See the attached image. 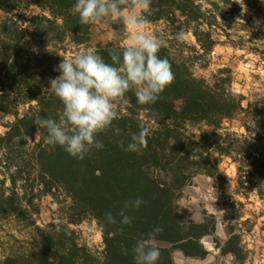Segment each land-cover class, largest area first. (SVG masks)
<instances>
[{
  "label": "trees",
  "instance_id": "obj_1",
  "mask_svg": "<svg viewBox=\"0 0 264 264\" xmlns=\"http://www.w3.org/2000/svg\"><path fill=\"white\" fill-rule=\"evenodd\" d=\"M75 2L0 0V120L11 118L6 131L0 132V219H33L40 213L37 200L42 196L52 197L59 205L62 219L52 230L38 228L36 253L0 256V264H54L57 260L135 264L132 245L157 225L163 228L157 237L162 251L158 264H175L173 248L190 258H206L209 251L203 239L216 234V221L208 217L195 221L180 210L179 200L198 175L224 177L222 158H230L237 166L239 188L252 185L264 198V93L249 100L236 92L230 67L210 78L198 75L197 70L210 67L209 57L222 44L247 49L264 61V43L258 42L261 36L254 37L256 46L249 49L246 36L232 32L237 27V34L245 30L243 21L256 15L264 25V16L258 12L260 2L152 0L148 18L150 24L164 25L156 33L164 41L159 55L170 60L174 81L154 104H138L134 93H128L129 103L120 106V118L98 136L104 148L94 149L83 160L47 144L46 130L39 129L37 136L34 124L36 117L58 118L63 105L48 89L49 78L60 74L54 68L63 57L76 55L73 48L91 41L95 24L81 25L72 11ZM245 5L253 15L244 11ZM31 9L36 12L29 14ZM106 19H111L115 29L123 27L119 19ZM181 31L185 39L178 41L176 34ZM190 34L195 44L186 39ZM111 48L123 47L96 51L111 62ZM70 52L74 55L69 56ZM141 122L150 128L147 147L122 151L120 143L127 145ZM236 122L239 128L234 127ZM202 126L214 132L198 135L194 128ZM138 196L146 203L138 210H125L134 219L131 226L121 225L124 202ZM106 213L117 223H109ZM87 219L96 220L102 228L105 248L98 262L70 229ZM120 227L123 232L118 231ZM224 252L238 254L234 247Z\"/></svg>",
  "mask_w": 264,
  "mask_h": 264
},
{
  "label": "clouds",
  "instance_id": "obj_2",
  "mask_svg": "<svg viewBox=\"0 0 264 264\" xmlns=\"http://www.w3.org/2000/svg\"><path fill=\"white\" fill-rule=\"evenodd\" d=\"M151 5L152 0H76L72 11L78 14L81 25L119 19L128 34V43L108 50L111 62L92 48L72 58L63 57L54 68L60 74L49 78L48 87L61 101L63 110L55 119L36 117L37 136L39 129H45L47 144L60 146L72 157L83 160L94 149L104 148L98 136L120 118V106L129 103L128 93H134L141 105L158 101L174 81V72L170 60L159 55L164 41L147 31ZM176 39L183 41L185 33H177ZM149 134L150 128L141 122L130 142L125 145L122 141L119 147L122 151L139 152L147 147ZM145 203L142 196L125 201L119 223L131 226L134 218L125 210H138ZM105 217L109 223H117L111 213ZM118 231L123 232L124 228ZM162 232L163 228L157 225L136 240L131 248L135 264H158L162 251L157 237ZM124 252L127 254L128 249L124 248Z\"/></svg>",
  "mask_w": 264,
  "mask_h": 264
},
{
  "label": "rangeland",
  "instance_id": "obj_3",
  "mask_svg": "<svg viewBox=\"0 0 264 264\" xmlns=\"http://www.w3.org/2000/svg\"><path fill=\"white\" fill-rule=\"evenodd\" d=\"M258 1L261 4L258 12L260 16H264V0ZM206 4L208 5L207 2ZM244 11L248 15L254 14L247 5ZM35 12L36 9H31L29 14ZM110 20L104 19L96 23L92 28L91 41L87 45L73 48L72 51L78 54L89 48L97 50L100 47H124L128 43V34L124 32L123 27L113 28ZM243 25L245 30H241L239 34H237L239 27L232 32L246 36L245 44L249 49L256 46L253 42L257 40L254 38L256 36H261L258 42L264 43V25L261 17L256 15L253 20H244ZM163 28V23L149 24L147 31L156 35ZM186 39L191 44L196 43L195 37L191 34L187 35ZM234 39H238V36ZM73 55L72 52L69 53V56ZM209 60L210 67L198 69V75L210 78L219 69L230 67L234 71L236 92L247 95L249 100L264 93V61L259 55L247 49H237L222 44L216 47ZM25 110L27 107L23 108V111ZM10 120V117L0 120L1 133L6 131L5 125ZM229 125L230 123L227 124ZM234 127L239 128L238 122ZM194 131L198 135H208L212 134L214 129L202 126L194 128ZM220 168L224 177L198 175L179 200L180 210L195 221L204 222L207 217L216 221V234L203 239L209 254L206 258L196 259L186 256L178 248H173L175 264H264V198L252 185L239 188L237 166L230 158H222ZM37 203L40 213L35 214L31 220L17 216L1 217V257L10 254L36 253L40 243L38 228L48 231L52 230L53 226L59 227L62 224L61 214L58 212L59 205L52 197L42 196ZM32 220H35L34 225H30ZM70 229L73 230L79 243L90 249L96 262L103 258L105 248L103 232L96 220L87 219L77 225H70ZM226 247L236 248L238 254L225 253ZM54 264H64V262L57 260Z\"/></svg>",
  "mask_w": 264,
  "mask_h": 264
},
{
  "label": "crops",
  "instance_id": "obj_4",
  "mask_svg": "<svg viewBox=\"0 0 264 264\" xmlns=\"http://www.w3.org/2000/svg\"><path fill=\"white\" fill-rule=\"evenodd\" d=\"M196 259H200V258H196Z\"/></svg>",
  "mask_w": 264,
  "mask_h": 264
}]
</instances>
